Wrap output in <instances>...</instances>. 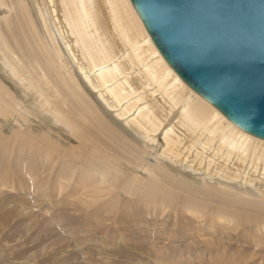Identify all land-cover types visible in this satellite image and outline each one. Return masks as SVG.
Listing matches in <instances>:
<instances>
[{
	"label": "bare ground",
	"instance_id": "1",
	"mask_svg": "<svg viewBox=\"0 0 264 264\" xmlns=\"http://www.w3.org/2000/svg\"><path fill=\"white\" fill-rule=\"evenodd\" d=\"M0 170V264H264V139L181 79L131 0H0ZM26 171L58 222L79 213L70 240L13 233Z\"/></svg>",
	"mask_w": 264,
	"mask_h": 264
},
{
	"label": "water",
	"instance_id": "2",
	"mask_svg": "<svg viewBox=\"0 0 264 264\" xmlns=\"http://www.w3.org/2000/svg\"><path fill=\"white\" fill-rule=\"evenodd\" d=\"M181 79L264 139V0H131Z\"/></svg>",
	"mask_w": 264,
	"mask_h": 264
},
{
	"label": "rangeland",
	"instance_id": "3",
	"mask_svg": "<svg viewBox=\"0 0 264 264\" xmlns=\"http://www.w3.org/2000/svg\"><path fill=\"white\" fill-rule=\"evenodd\" d=\"M38 129H39V127L36 130H38ZM5 131H6L7 134H10V130L8 128H6ZM64 141L66 143H68V141L66 139ZM72 145L77 147L78 143L73 142ZM66 146L68 148L69 144H66ZM82 150H83L82 148H81V151L78 150L79 153L82 152ZM13 151H15V149H13ZM83 152H85V151H83ZM69 155L72 156V154H69ZM55 156L56 155H54V157ZM106 168H108V166H106ZM110 168L112 170H114L113 167H110ZM23 169H25L24 165H23ZM1 171L2 170H0V172ZM39 174L40 173H38V175L36 177H40L41 178V176ZM24 175H26V177L28 179H30V173H28L26 171V172H24ZM0 178H1L0 184L5 183L6 176H2L1 175ZM32 179L33 178H31L29 180V186L26 189H22V187H20L21 189H19L17 191H16V188H14L15 184L13 182V190H12L13 199L7 197L6 201L9 203L10 206L13 207V233L17 236V238H23V239L26 238L27 239L26 241H28L29 245L31 244L32 246H34V244H35V243L33 244L32 242L33 241L35 242V239L38 240L37 238H38V233L40 232V230L44 231L45 229H47V233H48L47 238L51 242L52 241H57L60 238H68V240H70L69 238H70L71 234H69V231L70 232L73 231V227H71L72 226L71 223H74L76 220H77L76 222L79 223V221L77 219V215H79V213L76 215L75 213H73L71 211L73 213V216H70L71 218H70V220H67L68 222L67 221H65V223L58 222V219L56 220L57 216L55 218L54 214H59V213L52 212V211L49 212L48 207H47L48 203H46L45 200H43V199H39V200L37 199V193L39 192V188L40 187H39V183H36V181H33ZM10 182H11V176H10L9 182L7 183V186H9V187H11L10 186ZM32 182H33V185H31ZM199 185H201V183H199L198 186ZM6 191H8V190H6ZM19 197L21 198V200H19ZM39 202H41V203H39ZM153 202L156 203L155 201H153ZM71 212H67V215L69 216V214ZM102 214L103 215H107L106 213H103V212H102ZM154 218L152 216H149V220H153ZM103 223H110V222L109 221H104ZM48 225H50L51 228ZM0 226L3 229H7V230L11 229V226H9L7 221H5V220L0 222ZM79 229H80L79 231L81 232V234H79V231H78V234L83 236L82 239L86 238L88 236V233L86 234V232H84V230H88L89 231L90 228H83L82 229L80 227ZM171 229L169 228L168 231H170ZM179 233H181V232L179 231ZM171 237H172L171 239H174L176 241H175L174 244H172L170 246L172 248L175 247V246H178L176 254H180L181 255L182 251L185 249L186 251L190 252L188 255H191L192 251L187 249L188 248V246H187L188 244L187 243H185V244H177V242H178V240L180 238L173 237V236H171ZM39 238H42V237H39ZM26 241H22V243L26 242ZM72 241H70V242H72ZM89 241H90V239H89ZM88 243H86V246H84V247L81 246V245L78 246L79 250L77 249L78 253H81V256L86 257V258L89 255L88 247L92 245L91 241H90L89 245H88ZM87 245H88V247H87ZM68 249H70V247ZM43 251H45L44 243L42 244L41 247H39L38 250H35L34 252H37L36 254L39 255ZM30 252H32V250ZM101 254L102 253H100L96 258H105ZM105 259H107V258H105ZM189 261H187V262H189ZM78 262L79 261H77L76 264H81V263H78ZM146 262H148V261L145 260V258H142V257L140 258L139 256H136L134 261L132 263H130V264H147ZM180 262H184V261L182 259H178L177 261H174L173 264H178ZM68 263H70V261ZM149 263L150 264H159L158 261L157 262L150 261ZM71 264H74V262L71 261ZM112 264H114V263H112Z\"/></svg>",
	"mask_w": 264,
	"mask_h": 264
}]
</instances>
